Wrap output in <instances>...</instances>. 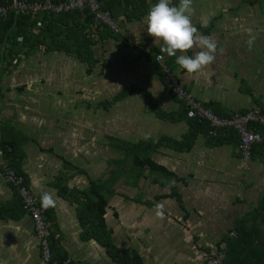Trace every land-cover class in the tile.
<instances>
[{
  "label": "crops",
  "instance_id": "crops-1",
  "mask_svg": "<svg viewBox=\"0 0 264 264\" xmlns=\"http://www.w3.org/2000/svg\"><path fill=\"white\" fill-rule=\"evenodd\" d=\"M129 1L112 8L122 33L95 19L89 25L92 68L75 53L24 44L23 36L26 46L7 60L11 44L0 39V264H45L32 219L4 179L7 161L46 205L53 264H122L108 243L129 256L127 264L136 256L141 264H201L198 256L225 247L264 197V143L254 147L248 172L231 132L198 133L187 150L165 145L151 158L173 178L136 167L134 154L113 144L180 142L189 134L192 118L168 89L157 53L203 103L227 116L264 113V0H193L192 23L218 47L216 60L196 74L160 51L145 30L147 14L134 18ZM156 2L139 1L137 12ZM43 16H32L35 35ZM68 21L84 23V16ZM99 194L104 210H89Z\"/></svg>",
  "mask_w": 264,
  "mask_h": 264
},
{
  "label": "trees",
  "instance_id": "trees-1",
  "mask_svg": "<svg viewBox=\"0 0 264 264\" xmlns=\"http://www.w3.org/2000/svg\"><path fill=\"white\" fill-rule=\"evenodd\" d=\"M51 1L57 2L65 0ZM114 1L115 0H102L104 9L112 13V8H114ZM139 1L144 2L145 0ZM139 1H129L130 6H132V16H134V18L136 19H141L148 12V7H145L137 12ZM4 2L5 0H0V3ZM171 3L173 5H177L179 3V0H172ZM40 16L42 15H38V17ZM71 16H74L75 19L84 16V23H81L80 21H73V25H69L70 23L69 21L67 22V17ZM64 19H66V23ZM42 21L45 24V28L42 29V33L40 34L43 36V40H40L38 39L41 38L40 35H35L33 31L37 26V17L36 19H32V15L30 14H15L14 12L8 14L5 17H0V39L11 44L9 54L6 57L7 60L9 59V56L10 58H13L14 56L19 55V53L21 52V48H24V46H26L24 44L27 43L31 45L30 43L33 40H36L38 43L46 44L47 50H64L68 53H75L83 60H87L91 68L95 65L96 61L95 59H93L94 57L92 56L93 53L91 48L92 40L90 39V35L88 34L89 30L91 31L89 25L91 26V23L94 21V16L89 13L88 10L71 11L58 15L44 14ZM102 27L108 29L112 34H116L105 25L100 26V28ZM87 28H89L88 31H86ZM209 31V27L203 30L205 34ZM19 36H23L24 40H27V42L25 41L23 45H20L18 42ZM47 36L50 38L49 43H45V39H47ZM88 72L92 71L88 70ZM125 94L126 92L122 93L116 99L123 97ZM110 103L111 102H106L105 106L109 105ZM206 106L212 108L215 113L221 116H227L223 114L221 110H218L214 105L206 104ZM185 113H188L187 109L185 110ZM190 124L191 127L189 130V134H187V136H185V138L180 142L168 138H161L156 143L152 141L148 142V144L130 143L127 145V143H125L123 145L121 144L120 140L115 139L113 141V144L115 146L118 145L119 147H121V149L124 148L123 150L125 151L133 153L134 165L136 167L141 169L148 167L152 172H161L165 176L173 178L174 174L170 173L164 167L155 163L151 158V154L158 148L164 147L165 145L173 146L176 148H183L186 150L190 149L193 144L192 140L195 139L198 133H203L205 134V136L209 137L210 127L207 122L200 121L198 119H192ZM258 130L261 131L264 139V127H259ZM220 135L222 134H219V136ZM235 135L238 143L239 139L237 137V134L234 132L230 133L231 137H235ZM262 143H264V140ZM93 185L96 186V184ZM18 199L21 206L23 207L21 199L19 197ZM96 207L100 209L99 211H103L105 208V201L103 197L100 196V194L98 202H95L93 204V208H91L90 205L87 206L89 210H94ZM235 232L236 236L232 237L228 235V237L223 241L225 243V247H223V249L226 253V259L223 264H264V197L261 199L259 205L248 214L247 219L237 224ZM108 247L111 252L113 250V255L122 264H127L130 261L127 254L119 255V251H117V249H115V247H113L110 243H108ZM218 249H221V247H219ZM133 259L136 264H141V261L137 256Z\"/></svg>",
  "mask_w": 264,
  "mask_h": 264
},
{
  "label": "built area",
  "instance_id": "built-area-1",
  "mask_svg": "<svg viewBox=\"0 0 264 264\" xmlns=\"http://www.w3.org/2000/svg\"><path fill=\"white\" fill-rule=\"evenodd\" d=\"M84 10H88L94 16L96 23L105 25L116 34L122 33L111 12L104 9L102 0H66L57 2L51 0H5L4 3H0V17H5L12 12L37 16L44 14L58 15ZM155 59L163 69L168 89L184 104L189 116L192 119L208 123L210 127L209 137L216 138L219 134L229 132L237 134L239 139L237 151L240 155L242 168L244 171H250L254 147L264 140L261 131L258 130L259 127H264V113L258 108H251L243 112L236 111L230 116H221L184 87L179 76L165 63V57L162 53H157ZM2 173L5 181L16 191L22 201L23 208L32 219L43 262L45 264H53V223L47 214L45 203L27 185L24 175L8 161L2 164ZM230 236H236V232L231 231ZM198 257L201 264H223L226 259V253L221 248L212 251L210 254L202 253Z\"/></svg>",
  "mask_w": 264,
  "mask_h": 264
},
{
  "label": "clouds",
  "instance_id": "clouds-1",
  "mask_svg": "<svg viewBox=\"0 0 264 264\" xmlns=\"http://www.w3.org/2000/svg\"><path fill=\"white\" fill-rule=\"evenodd\" d=\"M193 0H179L173 5L171 0H157L146 16V32L161 42L160 51L175 57V63L189 74L202 72L216 60L217 42L210 36L201 35L192 23ZM254 37L247 41L251 47ZM198 48L193 54L188 50ZM49 200L45 194L43 201Z\"/></svg>",
  "mask_w": 264,
  "mask_h": 264
},
{
  "label": "rangeland",
  "instance_id": "rangeland-1",
  "mask_svg": "<svg viewBox=\"0 0 264 264\" xmlns=\"http://www.w3.org/2000/svg\"><path fill=\"white\" fill-rule=\"evenodd\" d=\"M203 253H204V252H203ZM204 254H209V253L206 252V253H204ZM198 260L200 261V259H198Z\"/></svg>",
  "mask_w": 264,
  "mask_h": 264
}]
</instances>
